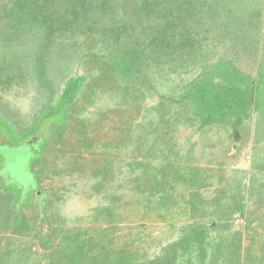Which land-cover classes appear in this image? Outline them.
Segmentation results:
<instances>
[{"label": "rangeland", "instance_id": "rangeland-1", "mask_svg": "<svg viewBox=\"0 0 264 264\" xmlns=\"http://www.w3.org/2000/svg\"><path fill=\"white\" fill-rule=\"evenodd\" d=\"M12 1L0 0V169L8 177L5 182L14 188L9 191L12 197L19 186L29 192L39 188L24 204L22 213L37 224L41 234V238L33 240L15 237V254L22 257L33 250L39 255L36 258L42 260L40 264H50L48 256L53 249L42 247L41 240L46 239L42 235L51 233L50 227L62 225L66 230L77 228L89 235L101 231L116 250H133L145 260L154 257L179 237L181 228L203 220L197 217L188 221V212L176 221H165L146 204L153 174L168 155L179 164H192L212 177L213 185L201 191L210 201L222 196L223 187L235 184L232 179H242L244 193L248 197L253 193L254 198L247 201L245 215H238L230 226L232 232L241 235L238 244L242 248V264L248 249L258 245L260 250L264 244V197L258 193L264 176L255 165L264 160V99L260 96L264 95V13L259 22L261 41L256 43L257 49L248 47L244 51L240 46L236 52L237 73L245 74L250 83L256 82L254 97L249 96L248 88L246 92L234 87L218 88L222 89L218 118L205 120L204 124L196 121L192 126L181 117L184 113L179 114V121L174 117L176 111L183 110L175 99L186 97L202 73L166 74L164 82L153 83L154 90L144 80L143 87L125 93V85L117 81L111 65L95 60L90 40L81 42L77 55L70 59L68 47L53 52L54 61L46 78L54 88L51 91L36 77L29 37L22 31L4 40L9 28V10L5 6H11ZM101 72V80L91 84ZM80 77L86 80L75 103L68 107L67 123L61 111L49 115L32 132L28 146L22 143L24 137L11 134L10 127L17 128L16 132H21L22 127L30 129L39 112L49 104L62 102L67 81ZM162 96L175 98L163 101ZM155 128H159L157 133ZM35 157L38 158L33 171L37 176L29 169ZM41 194L47 195L45 216L38 203L37 195ZM10 206L0 211L6 212ZM107 207L111 214L104 212ZM207 220L210 232L216 234L215 228L223 222L214 217ZM59 243L57 239L55 245Z\"/></svg>", "mask_w": 264, "mask_h": 264}, {"label": "trees", "instance_id": "trees-1", "mask_svg": "<svg viewBox=\"0 0 264 264\" xmlns=\"http://www.w3.org/2000/svg\"><path fill=\"white\" fill-rule=\"evenodd\" d=\"M263 3L262 0H13L11 6H5L9 10V28L4 40L10 34L11 38L16 37L22 31L29 37L33 43L28 47L34 49L36 77L51 91L54 88L46 78L49 65L54 61L53 52L68 47L70 59L77 55L84 40L92 41L91 52L95 60L111 65L117 81L125 85V93L143 87L144 80L154 90L153 83L164 82L166 74L202 73L200 79L191 84L186 97L175 99L183 110L176 111L174 117L179 121V114L184 113L181 117L185 123L194 126L196 121L204 124L205 120L218 118V97L222 96V89L218 88H240L254 97L256 82L250 83L245 74L237 73L236 52L246 51L248 47L256 50V43L260 44L259 22L264 8L259 6ZM215 54L218 55L216 58ZM102 74L97 73L91 84L98 83ZM85 80L80 77L67 81L68 88L61 103L49 104L39 112L30 129L22 127L21 132H16L17 128L10 127L11 134L24 137L22 143L28 146L32 132L49 115L61 111L67 123L68 107L82 92ZM53 94L50 93L51 99ZM261 95L263 100L264 95ZM172 98L175 96H162L163 101ZM155 130L157 133L159 128ZM48 131L53 136L51 127ZM37 158L29 165L35 176L33 167ZM255 169H262L264 176V160L257 162ZM202 171L192 164L183 166L168 155L153 174V187L146 198L152 212L170 222L187 216L188 212H191V216L185 218L188 221L203 218L181 228L179 237L163 246L154 257L145 260L133 250H116L101 231L89 235L81 229L66 230L67 227L59 225L50 227L52 232L42 235L47 239L41 240L42 247L53 249L48 256L50 264H242V248L238 244L241 235L232 232L230 221L245 215L247 201L253 199L254 194L248 197L242 188V179H232L235 184L223 187L222 196L210 201L201 191L213 185L212 177ZM3 173L0 169V210L11 206L6 212L0 211V264H40L42 260L36 258L38 254L33 250L21 254L22 257L16 255L18 246L14 239L41 238L37 224L22 213L24 204L39 188L29 192L19 186L15 189L16 196L12 197L9 191L14 188L5 182L8 177ZM258 194L264 197V182ZM37 197L41 214L45 216L47 195ZM103 210L108 214L112 212L110 207ZM207 217L223 222L215 228L214 235L210 232L211 225L205 221ZM44 225L45 219L41 220L40 226ZM57 239L60 243L56 246ZM259 247L260 250H257L258 245L247 250L245 264H264V244Z\"/></svg>", "mask_w": 264, "mask_h": 264}]
</instances>
